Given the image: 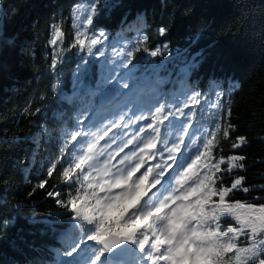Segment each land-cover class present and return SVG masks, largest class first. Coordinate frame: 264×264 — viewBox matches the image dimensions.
Returning a JSON list of instances; mask_svg holds the SVG:
<instances>
[{
    "label": "trees",
    "instance_id": "16d2710c",
    "mask_svg": "<svg viewBox=\"0 0 264 264\" xmlns=\"http://www.w3.org/2000/svg\"><path fill=\"white\" fill-rule=\"evenodd\" d=\"M112 2L99 0L101 5ZM119 2V8L101 9L91 27L105 28L109 35L104 44L109 49L120 43L124 58L133 49L132 64L122 70L132 69L126 78L129 88L123 91L131 96L136 80L148 77L162 90L164 97L159 102L166 108H183L191 117L193 129L211 131L219 123L214 155H223L226 160L230 155L245 157L243 169L221 173L223 185L230 186L236 177L244 176L243 186L250 189L247 193L233 190L226 199L264 203V0ZM90 3L91 0L2 1L1 20L6 34L16 37V42L12 46L0 42V264H26L36 255L28 247L32 242L37 246L56 244L54 234H39L43 225L32 224L33 218L59 217L61 225L71 227V219L64 215L66 210L46 195L59 184L56 173L66 161L57 165L50 179L44 170L59 155L65 130H72L70 121L86 107L96 109L93 119L98 121L124 104L117 95L101 101L96 91L100 66L97 60L102 57L95 51L89 55L78 48L67 51L75 42L77 11ZM141 13L142 25L137 20ZM54 22H59L64 33L60 45L63 62L56 69L61 73V83L55 93L52 87L56 77L50 69L54 48L49 43L50 25ZM161 26L166 27L163 36L157 31ZM141 32L148 36L146 43ZM164 41L170 49L164 56L153 58L142 50H153ZM25 42L29 53L21 54ZM199 52H203L202 61L198 68L191 69L185 54L190 58ZM107 55L103 56L106 61H112L113 56ZM81 58L92 64L93 73L85 79V86L76 90L72 87V72ZM114 87L115 82L104 89ZM197 93L198 103L193 102ZM189 98L192 101H187ZM226 127L227 138L223 137ZM239 136L246 138V144L234 149L232 144ZM227 167V163L221 165L222 169ZM44 179L48 184L40 189L38 184ZM59 186L62 193L67 190L66 185ZM222 222L227 226L232 220L224 217ZM12 241L17 248H13ZM248 244L240 237L239 247Z\"/></svg>",
    "mask_w": 264,
    "mask_h": 264
},
{
    "label": "snow or ice",
    "instance_id": "6c2138e0",
    "mask_svg": "<svg viewBox=\"0 0 264 264\" xmlns=\"http://www.w3.org/2000/svg\"><path fill=\"white\" fill-rule=\"evenodd\" d=\"M119 7V0L103 5L99 0H91L87 15L76 28L75 42L67 51L78 48L89 55L95 51L98 57H103L105 52L99 46L109 33L103 27L91 26L101 9ZM143 19V14H138L141 25ZM157 31L163 36L166 27L161 26ZM50 33L49 43L54 48L50 69L56 77L52 87L55 93L61 83L57 64L63 62L64 51L60 47L64 33L59 22L50 25ZM141 36L146 43L148 36L143 32ZM0 42L8 46L16 42V37L6 34L2 20ZM142 50L153 58L170 52L167 41L153 50L147 47ZM20 51L29 53L27 42ZM133 58V49H129L118 66L107 61L99 66L96 91L101 101L110 95L120 96L124 101L119 111L110 114L114 119L107 123L97 121L93 119L96 109L86 107L70 121L72 130H65L59 155L44 170L50 179L57 165L66 161L56 176L67 190L62 193L59 184H55L46 195L55 198L56 204L66 210L64 215L69 216L72 224L61 225L59 217L33 218L32 224L43 225L38 229L39 234H54L56 244L37 246L32 242L28 247L36 255L26 264H264V203L230 202L226 198L233 190L247 193L250 189L243 186L244 176L224 186L221 175L243 169L245 157L230 155L226 160L223 155H214L219 123L211 131L197 130L183 108H166L159 101L151 107L135 106L128 99L130 93L123 91L129 88L126 78L131 76L132 69L122 73ZM184 58L191 69H196L203 52L190 58L185 54ZM92 73V64L81 58L72 72L73 89L84 87L85 79ZM113 82L117 87L105 91L104 86ZM198 97L199 93L193 102L198 103ZM187 106L185 103L184 107ZM145 120L147 124L133 129L132 126ZM177 125L178 131L173 134ZM229 127L223 131L225 138L229 136ZM114 128L118 131L112 132ZM105 137L108 140L101 146L99 142ZM245 144L246 138L239 136L232 148ZM225 163L228 167L222 169ZM47 184L48 179H44L38 187L44 189ZM224 217L232 223L225 226ZM240 237L249 241L248 246H238ZM21 241L27 243L22 237ZM12 246L17 248L15 241Z\"/></svg>",
    "mask_w": 264,
    "mask_h": 264
},
{
    "label": "rangeland",
    "instance_id": "374dc122",
    "mask_svg": "<svg viewBox=\"0 0 264 264\" xmlns=\"http://www.w3.org/2000/svg\"><path fill=\"white\" fill-rule=\"evenodd\" d=\"M1 9H2V4H1ZM87 9H88V6H86V5L83 7H80L78 9L76 17L79 16L80 19L77 20L76 17L74 19V25H75L74 32L76 31V28L83 22L84 16L87 15ZM99 47L103 48L105 54H108L107 56H113V60L109 62V63L114 62L113 66H118L120 64L121 60L124 59V54L121 51L120 43H115V44L111 45L109 49L105 44H103ZM106 60H108L106 57L105 58L102 57L101 59L97 60V65H100L101 62H105ZM134 89H135V94H132L131 96H129L128 99L132 100L134 102L135 106L140 107V108H144L145 105H147L148 107L155 105L156 102L159 101V98L161 96H163L162 90L158 89V87H156V84L153 85L151 80L148 77L137 79L136 82L134 83ZM189 100L192 101V98H189L187 101H189ZM120 109L121 108L109 111V113H107L105 116H103L99 121H102L103 123H107L109 119H114V117H112L110 114L117 112ZM133 110H135V108H133ZM145 114H147V113H145ZM170 119H172V118H170ZM180 119H183V118H180ZM147 123H148L147 120L141 121L140 123H138L132 127H133V129L139 128L142 125L147 124ZM165 124H168V121H165ZM93 130H95V129H93ZM117 131H118V129H115V128L112 130V132H117ZM125 131L128 132L129 130L125 129ZM175 131H178V125L175 128V130H173V134L175 133ZM190 131H191V129H190ZM129 134H131V133H129ZM109 135L111 136L112 133H109ZM107 140H108V137H105L104 140H101L99 142L100 145L102 146ZM113 149H115V145H113ZM125 151H127V149H125ZM121 155H123V153ZM100 159L103 160V157H100Z\"/></svg>",
    "mask_w": 264,
    "mask_h": 264
},
{
    "label": "water",
    "instance_id": "95a60500",
    "mask_svg": "<svg viewBox=\"0 0 264 264\" xmlns=\"http://www.w3.org/2000/svg\"><path fill=\"white\" fill-rule=\"evenodd\" d=\"M2 1H3V0H0V11H2V9H1ZM0 20H1V15H0Z\"/></svg>",
    "mask_w": 264,
    "mask_h": 264
}]
</instances>
